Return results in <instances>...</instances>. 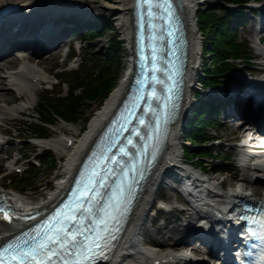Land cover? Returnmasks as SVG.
<instances>
[{"label": "bare ground", "instance_id": "bare-ground-1", "mask_svg": "<svg viewBox=\"0 0 264 264\" xmlns=\"http://www.w3.org/2000/svg\"><path fill=\"white\" fill-rule=\"evenodd\" d=\"M81 1L84 0H0V5L5 2H14L17 4L22 3L23 5L27 4L28 6H17L13 10H15V13L19 10H24L33 13L34 16L37 15L36 17L32 16L34 19H37V23H32V20H34L33 18L24 17L27 16L28 12L20 13V17H14V19L10 21L12 23L15 22V24L18 25V29L23 31V29H28L32 25L34 27H38V24L41 22H43L44 24H41L40 28H46L45 26H48L49 21H51L50 17L58 12H61L59 10H62H54L50 15H40V11L46 9V6L52 4L64 5L67 2L82 3ZM132 1L133 0H111L107 3L103 2V4H101L102 8H104L108 13L113 14L114 23L116 24L122 35L121 38L125 40L127 45H129L130 42L129 34L131 30ZM200 2L201 0H180L179 12L182 15L187 35V62L185 68L186 79L183 89L182 103L178 111L177 119L172 124L165 147L162 153L159 155L156 164L154 165L152 171L145 181L141 194L137 198V201L132 208L125 229L118 239L112 256L107 260V264H192L193 262H199L201 264L206 263L203 257L205 256L204 253L200 255H191L187 252L174 250L170 247L168 248V250L164 251H158L155 247H141L139 243V237H137V234L144 228V217L148 213L147 210L151 208V204L157 197L162 186H167L166 182L162 183V178L167 175L166 173H168V171H170L166 170L165 167L173 163L171 169H182V167H178V165H176L182 155L180 141L178 139V126L184 119L188 107L193 102V98L191 95L194 85L192 81L196 77L199 65L201 64V61H199V57L197 55L198 49L200 47V39L197 35L195 27L196 10ZM22 18L24 20H22ZM259 22H261L260 25L264 26L263 19H261ZM8 23L9 22H0V45L7 43L8 41L12 43L14 41L22 40V38L30 39L31 42H35V40L38 39H43L42 36L38 37L33 32L31 33V35L21 31L15 32L17 33L15 34L7 30ZM251 31L252 28L248 30V33L251 34ZM6 36L7 38H4ZM259 39H262L264 41V36H260ZM63 40L64 38H60L55 47L47 48L46 50H44V52H48L58 47L63 42ZM258 49L264 51L262 50V48ZM6 54H11V56L5 57L4 59L0 60V113L2 111H7L10 109L20 108L21 110H24L22 109V107L25 106L23 104H10V99L12 98V89L18 92V97H25L29 93H36L38 91L36 88L43 82H47L46 77L43 75L42 70L38 65L40 64L41 60H38V62L35 63L32 56H30L28 53H23L22 51H18L15 53L11 51ZM51 55L55 56L56 52L52 51ZM259 64L264 66V64L261 62ZM125 83L126 81H123L122 79L118 81L117 85L109 92L100 106L96 108V110H94L92 115L88 118L85 128H83L80 133L76 135L72 134L67 138L66 136H64V134L57 139L53 137L46 139H36L37 141H39L36 142V144H41L43 142L51 143L57 149V146H60L58 152L60 156H63V159L55 175L57 176L59 174H62V176H59L56 179L54 188L47 190V194L44 197L38 199L32 198V196L29 194L21 196L17 195L15 192H10L11 200L15 204L29 207H40L42 205L47 206L48 203H50L56 197L58 188L63 182V175L69 174L73 170L77 162L81 159L82 154L89 147V143L92 141L93 136L99 130L104 120L112 112V109L116 105V103L119 102L122 93L125 90ZM245 90L246 89H242L240 91L244 92ZM242 102L243 98L234 97L229 107V111H236ZM248 113L249 111L247 112V114ZM256 121L257 117L255 118V116L250 118L246 117L244 121H241L237 118H232V121H230V123L235 133L233 139L241 140L244 138L245 143L254 142L256 140V136L253 133ZM243 146L244 145L242 143V145H239L238 149V155L242 158V160L244 157H246V154L242 149ZM5 152H7V150H5ZM16 161L17 158H11L5 166L6 169L12 170ZM263 165L264 164H256L253 161L251 163L242 164L244 170H246V173L239 176L236 183H230V185L227 187L224 186V182L221 180L210 178L208 179L209 181H207L205 179H202V181L207 182L206 186L208 187V190L212 191V193L209 194L203 192L204 187L203 184L199 182V177H196V175L190 169V171L183 170L184 172H188V178L194 180L195 184H197L195 189L190 193L191 199H194L195 197L197 198L196 200H193V206L195 210L192 208L191 211H188L187 218L188 220H193L195 216L197 221L202 219L208 223V225L204 228V230L206 231V240H200V236L196 237L198 238L197 240H200L202 244H204L203 242L208 245L212 244L213 246L223 251H225L223 247L224 244L228 245L230 242H234V228L228 224L227 220L224 217H221L218 221L213 220V218H215L213 210L218 209L219 211H221L224 207L227 206L229 202L234 201L235 197L244 195L241 194L242 190L246 193L247 191L252 190L250 186L252 182L255 181H253L254 179L250 178V176L252 174H255L258 176H263L264 178ZM190 188L192 189V187ZM261 199L264 201V195L261 196ZM182 225L183 226L181 231L176 232L174 229H168V237L176 238L177 240H179V242L183 241L182 239L185 237L184 235L188 232L191 226H189V224ZM9 228V225L5 224L4 222H0V235H3V233L5 231H8ZM191 231L195 230L192 229ZM207 232H209V234ZM160 243H162V241L159 242V244ZM128 249H130V252L128 251ZM217 263H219V260L215 261V263L213 264Z\"/></svg>", "mask_w": 264, "mask_h": 264}, {"label": "rangeland", "instance_id": "rangeland-1", "mask_svg": "<svg viewBox=\"0 0 264 264\" xmlns=\"http://www.w3.org/2000/svg\"><path fill=\"white\" fill-rule=\"evenodd\" d=\"M93 1L100 7L98 8V10L102 17L98 18L96 21H92L93 23H91L90 29H92V32L98 33L99 35H96L87 41L86 39H84L85 30H80L78 33L66 35L62 42L63 44L61 43V45H59L58 47L48 52H44L43 54H40L36 57H33V61L35 63H37L38 60H41L40 64L38 65L40 66L43 75L46 77L47 82L45 81L44 83L40 84L36 88L38 90L36 93H29L25 97H18V92L12 89V98L10 99V104H23L25 105L22 107V109L24 110H21L20 108L10 109L7 111H2L0 113V137L6 139V142L0 146V185L5 187L10 192H15L17 195L24 196L29 194L32 196V198L35 199L44 197L47 194V187L50 189L54 188L56 179L53 176L59 169V165L63 159V156H60L58 152L60 146H57V149L51 143L43 142L41 144H36V142L39 141L30 136L32 133L29 125L30 123L35 121L36 117L38 116V113L35 110L36 104L38 102L37 93H45V90L48 89V91L53 92L59 90L61 92L60 95L65 94L67 90L66 83H61L60 81L58 82L56 75L59 76L58 74H62V72L66 70H74L80 73L81 69H86L88 72L91 69H94L98 62L93 57H99L102 56V54L104 55V47H106L109 38L113 34L119 41L118 54L115 59L116 62L114 63L119 67V74L117 75L113 88L117 85L119 78L122 76V71L126 65L127 43H123L122 41V35L118 27L114 23L113 14L108 13L104 8L101 7V4H103V2L107 3L111 0ZM255 5H262V8H264V0H250V2L246 4V7H249L246 9L247 16L243 20V22L237 25L236 32L237 37L242 40L244 39L250 46V56L252 58L256 57L258 59L247 62L246 66L241 65L240 70L242 71L235 73L231 79L234 81H238L239 78L242 77L246 78L251 73V71L260 72V70L264 68V66L259 64L260 62H263L264 64V51L258 49L262 48V50H264V41L262 39H259V34L254 31L253 27L259 20L264 18V13H262L263 9L253 7ZM197 8H206L205 1L201 0ZM253 8H256L257 10ZM251 28L252 31L250 34L248 33V30ZM197 35L199 36L201 47L203 45L202 41H204V38L198 32ZM261 36H264V31L261 32ZM68 47L74 49L73 57L64 56ZM200 47L197 52L199 61L202 60ZM90 49H92L93 52L91 54L92 56L88 57V51ZM52 51L56 52L55 56L51 55ZM8 56H11V54H6L0 57V60ZM208 57L210 58L211 55H209ZM218 91L225 92L227 90L223 89ZM211 92L216 91H204L202 92L201 98L208 96ZM191 106L192 104L188 107V109H191ZM96 108H98V106H91V110L89 111V109H87L84 115H87V117L89 118L94 110H96ZM53 119H55V121H53V124H51L48 129L50 130L53 138L56 139L63 136L64 134L66 137L72 134L76 135L80 133L79 130L83 127L85 128L87 124V119H82L81 121H77L74 124L64 122L55 117H53ZM230 121H232V119L226 116L217 117L216 122H218V134L215 133L212 128L207 127L209 135H217L219 139L215 141V144H218L217 147L221 145L225 147L224 155L231 156L230 161H225L222 165L219 157H207L204 159V165L207 167L206 171L209 172L210 178L223 181L224 186L226 187L229 186L230 183H236L237 178L241 174L245 173L243 169H238V166L240 165V159L238 155L239 147L236 142L242 141L233 139L235 133ZM178 132V139L180 141L181 129H178ZM188 144L189 146L187 147V149L190 151V153L194 152V149L192 148L190 143ZM44 149L48 150V158H50V160H54V162L56 161V165H54L55 167H53V169L47 170L44 168L43 164H41V172L36 178V181L27 189L22 191L16 190L11 184L8 183V181H5L3 179V177L6 176L13 178L23 175L26 169L34 168L35 165H38V161L43 158V155L46 154L42 151ZM5 150H7V152H5ZM13 157L17 158V161L14 164V168H17L18 170L21 169L20 171H17L16 169L14 170V168L12 170L6 169L5 167L7 162ZM193 162H195L194 159ZM224 165L231 167L230 170H220L219 172H212L215 166H218L219 169H225ZM198 168L200 169L201 167H199L198 165ZM250 187L259 196L264 195V180H256L255 182H252ZM161 196H164V198H167L169 200V207L167 208L173 207V210L169 213H162L164 219L154 218L153 215L157 209L154 203L153 207L149 208L147 215L144 217V237L146 239H154L159 245L155 247L158 251L168 250L169 247H177L176 249L181 250L182 246H179L180 242L175 238L168 237V229H174L176 232L181 231L183 226L182 224L188 222V219L186 218L188 216L187 211L191 210L183 209V207H185L186 205L179 201L180 198L173 190H161ZM161 241L162 243L159 244V242ZM191 253L198 254L194 251H191Z\"/></svg>", "mask_w": 264, "mask_h": 264}, {"label": "trees", "instance_id": "trees-1", "mask_svg": "<svg viewBox=\"0 0 264 264\" xmlns=\"http://www.w3.org/2000/svg\"><path fill=\"white\" fill-rule=\"evenodd\" d=\"M206 8H199L196 13L197 26L204 38V66L202 67V76L200 83L207 89L208 87H225L232 76L239 71L240 66H246L247 62L253 59L250 56V46L243 39L237 37L236 28L240 21L247 14L246 6L250 0H204ZM225 4V5H224ZM73 32H76L73 30ZM103 32V31H102ZM98 33L92 30H86L84 39L87 41ZM119 41L113 34L104 47V55L93 57L97 60V65L89 72L81 69L80 73L74 70H66L57 76L61 83H66V93L60 95V91H48L37 93L38 102L36 120L30 123L31 133L38 136H48V126L52 124L53 117H59L63 120L76 122L80 119H87L86 110H91V106H98L112 89L119 67L114 64L118 54ZM70 48L69 54H74ZM92 49L88 51V57L92 56ZM211 55L209 58L208 56ZM82 68V67H81ZM88 72V73H87ZM198 108L206 106V113L216 115L219 103L214 100L199 101ZM203 112V113H205ZM218 122L212 117L202 114L200 118L194 119L188 123L183 131L191 138V146L194 152L190 153L192 160H195L202 169L206 170L204 158L219 157L222 162L230 161V156L224 155L225 147H217L214 143L216 135H209L207 127H211L217 133ZM187 151V150H186ZM40 164L49 170L54 166V160L48 158V152L44 151ZM225 166V165H224ZM220 170L218 166L213 168ZM40 166H35L25 171L23 175L4 178L15 189L25 190L32 185L39 173ZM157 217H161L157 213Z\"/></svg>", "mask_w": 264, "mask_h": 264}, {"label": "snow or ice", "instance_id": "snow-or-ice-1", "mask_svg": "<svg viewBox=\"0 0 264 264\" xmlns=\"http://www.w3.org/2000/svg\"><path fill=\"white\" fill-rule=\"evenodd\" d=\"M90 194L91 193H89V195ZM81 195L85 194L82 192ZM81 208H83V205H81ZM59 219L60 218L57 217V220ZM75 221V215L66 216L64 220L60 223V227H64L66 223ZM73 235L76 236V239L80 238V234H74L71 231H67L63 237L55 236L54 232L38 234V242L32 243V253H34L35 255H44L45 253H47L49 257V264H52L51 258L53 256H55L56 259L60 261V264H75V262L73 261H67L60 257V252H62L65 248L68 249V251L65 253V256L73 255V245L76 243V240L72 239ZM53 236H55V240H53ZM53 247L56 248V252L50 251V249ZM77 255H82V252L77 253Z\"/></svg>", "mask_w": 264, "mask_h": 264}]
</instances>
